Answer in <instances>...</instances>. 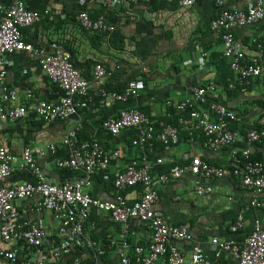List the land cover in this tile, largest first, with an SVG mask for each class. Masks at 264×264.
<instances>
[{
  "label": "built area",
  "instance_id": "2783aa9c",
  "mask_svg": "<svg viewBox=\"0 0 264 264\" xmlns=\"http://www.w3.org/2000/svg\"><path fill=\"white\" fill-rule=\"evenodd\" d=\"M96 1L110 6L135 0ZM193 1L179 2L188 6ZM225 1L214 0L216 11L208 21V29L218 33L220 55L227 60L230 70V75L225 77L222 85L227 91L241 92L255 80L264 86V36L252 38L253 50L250 54L243 50L234 37V29L254 26L264 20V0H249L241 9L226 8ZM47 12L27 9L23 0H8L3 10L0 19V122H16L29 113L27 106L18 101L17 92L8 89L4 82L5 58L14 52L21 51L35 57L47 81L57 89L54 101L36 98L31 92L23 94V99L31 103L32 115L43 123L75 115L77 109L83 107L91 97L87 93L90 82L95 83L94 94L101 105L126 102L138 96L137 85L133 83L120 91L106 88L104 77L109 73L101 63H94L90 77H84L66 51L49 49L24 39L22 30L38 22ZM75 19L81 27L90 31L111 33L114 29V24L107 23L103 15L90 17L87 10L77 12ZM217 87L218 82L209 80L192 86L187 98L179 101L167 99L164 102L166 107L173 108L179 114L177 124H165L156 133L147 115L136 107L119 108L115 115L102 119L100 126L110 135L137 129L136 137L130 142L139 148L150 145L153 139L165 147L174 145L179 140L180 130H185L186 141L198 142L204 150L215 152L235 143L240 136L239 129L231 124L238 123L239 116L212 96ZM76 132L77 123L71 125L60 138L58 145L63 146L66 153L55 158V164L80 176L60 184L49 182L36 163V158L45 152L55 153V143H48L44 147L24 145L18 157L0 146V181L17 172H26L30 176L11 184H0V259L13 261L17 250H26L30 255L20 264H106L103 258L112 240L104 244L91 236L94 223L87 220L89 209L93 208L107 213L118 225L121 250L116 264H264V227L256 220L241 239L211 237L214 259L207 258L196 245L191 247L188 258L184 259L176 243L190 238L189 223L168 224L153 209L158 201L156 185L169 178L179 177L182 173L195 177L193 191L196 197L209 196L211 179L228 177L235 178L239 188L254 195L262 194L264 153L260 158L252 159L250 145L264 143V114L257 116L253 126L244 129L243 147L230 150L229 164L216 166L199 155H192L184 164L170 168L166 174H157L153 179L150 163L132 161L113 173L111 183L116 192L112 200L91 197L84 187L89 184L90 174L105 171L111 160L119 157V150L106 151L96 139H78ZM155 162L159 163L160 159H155ZM135 186L139 187V194L127 200L121 192ZM28 198H36L31 206L35 212L50 213L56 223L51 232L32 219H18L13 202ZM246 207L264 209V198H251ZM132 223L147 232L145 243L130 239ZM242 223V215H235L228 226L229 233H237ZM15 243L20 244L17 247ZM73 250L81 253L74 254ZM221 253L228 256L225 261L218 260Z\"/></svg>",
  "mask_w": 264,
  "mask_h": 264
},
{
  "label": "crops",
  "instance_id": "0c3cea01",
  "mask_svg": "<svg viewBox=\"0 0 264 264\" xmlns=\"http://www.w3.org/2000/svg\"><path fill=\"white\" fill-rule=\"evenodd\" d=\"M30 10L47 14L38 22L22 30L23 38L46 48H58L66 51L73 64L84 77H90L94 63H101L108 71L104 85L108 89H119L133 83L137 85L138 96L126 102H111L101 105L94 94L95 83L90 82L88 105L79 108L75 115L50 123L36 119L31 111L30 101L23 99L25 92H31L36 98L54 101L57 90L51 85L39 68L37 59L25 52H14L5 58V85L15 90L18 101L28 108V115L16 122H0V146L11 154L19 156L24 145L44 147L55 143V153L48 151L36 158L37 166L44 177L53 184L79 177L69 169L59 168L55 158L65 155L66 150L58 145L65 131L77 123L78 139H96L106 151L118 149L119 157L112 159L105 171H95L89 176V184L84 191L91 197L112 200L115 189L111 178L116 170H121L132 161H146L151 164V176L166 174L172 167L180 166L192 155H199L210 164L223 166L230 163V150L243 147L242 134L245 128L254 125L256 118L264 114V86L253 81L245 91H227L222 85L221 76L226 70L220 60L221 44L218 33L208 29V21L214 16V0H194L191 5H181L180 0H155L150 9L145 0L123 2L104 6L96 0H23ZM249 0H226L224 6L229 9H241ZM8 0H0V19ZM87 10L90 17L103 15L106 22L114 24L111 33H101L84 29L76 21L77 12ZM264 36V20L254 26H242L234 29V37L243 50L250 54L253 50V37ZM113 41V43L111 42ZM23 70L25 72L23 73ZM209 80L219 84L214 95L217 101L224 103L239 116L238 123H231L239 129L240 136L235 143L215 151L204 150L198 142L185 140L183 133L171 146L154 144L139 148L131 144L137 129H127L117 135H110L102 129L100 122L115 115L121 107H136L141 110L154 126H158L169 113L164 102L179 101L190 96V88ZM94 100V101H93ZM157 124V125H156ZM196 140L200 141L199 138ZM252 154L264 153V143L250 145ZM155 159H160L159 163ZM26 172H17L7 177L4 184L28 179ZM195 177L182 173L179 177L169 178L162 184L154 183L158 190V201L153 209L161 214L168 224L187 221L190 225V238L176 243L184 259L192 246L196 245L209 259H214V246L211 237L241 239L247 234L255 220L264 227V209L246 207L251 198H264V192L254 195L236 185L235 178L211 179V192L208 197H196L193 191ZM127 199L139 194V187L127 188L121 192ZM36 198L17 199L13 202L18 219H32L48 232L56 226L49 212H35L31 207ZM241 214L242 227L237 233L230 234L229 224L235 215ZM94 223L91 236L104 244H112L104 255L106 264H116L121 250V237L114 223L105 212L90 208L88 220ZM131 240L145 243L147 232L134 223L130 224ZM15 243L14 246H19ZM129 252V251H128ZM29 253V252H28ZM27 251L17 250L15 260L0 259V264H20ZM225 253L220 261L227 259Z\"/></svg>",
  "mask_w": 264,
  "mask_h": 264
},
{
  "label": "trees",
  "instance_id": "16d2710c",
  "mask_svg": "<svg viewBox=\"0 0 264 264\" xmlns=\"http://www.w3.org/2000/svg\"><path fill=\"white\" fill-rule=\"evenodd\" d=\"M154 2H155V0H147L145 3H146V5L150 8V9H152V8H154ZM112 43H113V41H111ZM223 59L225 60V58L224 57H222L221 55H220V60L222 61V62H224L223 61ZM75 66V65H74ZM76 67V66H75ZM223 67H224V69L226 70V72H225V74H222V76H221V80H222V84H224V80H225V77H227V76H229L230 75V70H229V68H228V62L226 61V64H224L223 63ZM220 84V83H219ZM51 85H53V84H51ZM54 86V85H53ZM54 88H55V90H57L56 89V87L54 86ZM122 89V87L119 89V90H121ZM87 93L89 94L90 92H89V90L87 91ZM89 95H91V94H89ZM94 101V100H93ZM89 103H88V101H85V105H88ZM84 105V106H85ZM83 106V107H84ZM83 107H79V108H83ZM78 108V109H79ZM78 109H77V112H78ZM179 114L176 112V111H174V110H172V109H169V113H168V115L167 116H165V117H162L161 119L159 118L158 120H160L161 121V123L158 125V126H154V124H153V128H154V133H156L158 130H160V128L163 126V125H165V124H173V125H176L177 123H176V118H177V116H178ZM157 125V124H156ZM181 133H183V136H184V138L186 137V131L185 130H180V133H179V135H181ZM151 142V145L153 146L154 144H158L159 146L160 145H162L160 142H158V141H156V140H151L150 141ZM252 159H258V158H260L261 157V154L260 153H258V154H251V156H250ZM74 254H79V253H81V251H76V250H73L72 251Z\"/></svg>",
  "mask_w": 264,
  "mask_h": 264
}]
</instances>
